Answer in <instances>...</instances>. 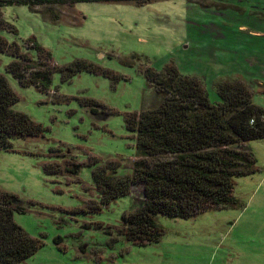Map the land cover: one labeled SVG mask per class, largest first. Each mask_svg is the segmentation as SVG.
<instances>
[{
  "label": "rangeland",
  "instance_id": "374dc122",
  "mask_svg": "<svg viewBox=\"0 0 264 264\" xmlns=\"http://www.w3.org/2000/svg\"><path fill=\"white\" fill-rule=\"evenodd\" d=\"M5 7L1 32L37 59L28 40L52 56V86H22L9 72L14 58L0 55L4 75L18 97L13 110L41 124L39 139H15L0 151V191L14 194V214L41 247L22 264H264V139L248 148L256 172L235 181L238 205L182 220L157 216L160 242L136 246L122 235L124 218L144 205V188L103 206L93 172L107 166L114 177L132 176L136 133L133 113L161 103L145 71L175 65L184 77L203 81L210 101L216 84L240 77L264 109V0H166L80 3L37 8ZM10 26H12L10 28ZM14 28V32H13ZM87 61L105 74L64 80L73 62ZM94 102V103H92ZM91 105V107H89ZM97 112L95 115L92 111ZM60 168L49 173L47 169Z\"/></svg>",
  "mask_w": 264,
  "mask_h": 264
},
{
  "label": "trees",
  "instance_id": "16d2710c",
  "mask_svg": "<svg viewBox=\"0 0 264 264\" xmlns=\"http://www.w3.org/2000/svg\"><path fill=\"white\" fill-rule=\"evenodd\" d=\"M166 0H0V55L14 58L8 72L20 85H33L41 92L52 86L54 68L41 62L52 56L34 40L28 50L8 43L1 32L8 28L5 7L37 8L74 6L80 3H135L144 6ZM190 2L197 0H188ZM12 26H10L11 28ZM14 32V28H13ZM64 80L87 72L105 74L102 69L77 60L65 70ZM145 78L156 86L161 103L155 109L133 113L127 129L136 133L137 160L132 176L114 177L107 166L94 170V182L106 206L131 195L132 187L144 188V205L124 218L122 235L136 246L158 243L164 229L157 216L189 220L211 209L238 205L235 181L256 172L257 161L245 148L264 139V109L253 103L248 83L240 77L221 79L216 88L221 99L213 104L203 81L184 77L177 66L167 65L162 73L148 69ZM18 97L4 75H0V151L13 149L15 139H39L44 127L26 114L13 110ZM94 103V102H92ZM91 107V105H89ZM93 113L97 112L92 108ZM255 120V125L251 121ZM49 173L61 170L49 167ZM14 194L0 191V264H22L40 249V243L16 224L14 214L22 210Z\"/></svg>",
  "mask_w": 264,
  "mask_h": 264
},
{
  "label": "built area",
  "instance_id": "2783aa9c",
  "mask_svg": "<svg viewBox=\"0 0 264 264\" xmlns=\"http://www.w3.org/2000/svg\"><path fill=\"white\" fill-rule=\"evenodd\" d=\"M261 121L264 123V117H262ZM255 124H256V123H255V120H252V121H251V125H255Z\"/></svg>",
  "mask_w": 264,
  "mask_h": 264
}]
</instances>
